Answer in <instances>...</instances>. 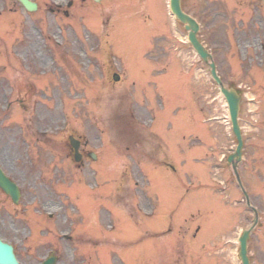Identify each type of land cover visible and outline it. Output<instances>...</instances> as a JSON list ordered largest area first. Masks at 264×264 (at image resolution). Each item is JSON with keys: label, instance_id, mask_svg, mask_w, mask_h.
<instances>
[{"label": "rangeland", "instance_id": "rangeland-1", "mask_svg": "<svg viewBox=\"0 0 264 264\" xmlns=\"http://www.w3.org/2000/svg\"><path fill=\"white\" fill-rule=\"evenodd\" d=\"M127 1L130 5L115 7L116 13L110 8V23L101 29L93 16L85 24L86 32L64 35L72 42L70 54L58 49L63 39L49 27L30 28L29 34L10 30V41L19 45L9 43L8 62L16 61L18 69L0 68V161L14 167L10 177L25 190L34 188L37 201L54 213L60 238L67 227L73 231L70 244L77 264H88L90 256V264H241L237 239L253 216L243 205V191L227 161L237 140L226 123L225 99L209 67L185 43L184 28L168 16L166 0H156L164 10V28L148 37L142 11ZM210 1L214 6L205 8L217 10L212 16L200 11L198 0H190L187 9L201 23V38L226 86L242 93L245 146L239 171L264 218V23L250 14L247 3ZM104 5L102 1L91 8L88 2V12L99 14ZM122 11L126 13L117 18ZM3 32L11 34L2 29L0 35ZM140 34L142 54L157 58L159 67L170 73L163 77L155 72L156 81L145 82L144 91V82L137 79ZM4 61L2 56L0 65ZM172 61L178 71L166 65ZM34 62L37 75L43 73L35 78ZM27 69L28 79L22 72ZM112 70L136 87L126 80L114 87ZM180 73L184 76H175ZM27 85L32 91L24 95ZM111 87L109 94L105 89ZM142 126L166 143L167 164L162 156L153 162L134 161L145 155L141 139L155 146L154 137ZM69 135L88 141L98 160L88 156L82 169L72 164L63 151ZM58 143L64 145L61 150ZM119 187L124 194L118 201L112 190ZM65 206L76 211L72 227L60 215ZM128 208L136 211L134 220L126 216ZM222 217L230 224L237 220L219 237L210 228ZM85 225L88 240L81 236ZM262 227L250 245L253 264L264 260L257 241L263 239Z\"/></svg>", "mask_w": 264, "mask_h": 264}, {"label": "flooded vegetation", "instance_id": "flooded-vegetation-1", "mask_svg": "<svg viewBox=\"0 0 264 264\" xmlns=\"http://www.w3.org/2000/svg\"><path fill=\"white\" fill-rule=\"evenodd\" d=\"M30 1L36 4V9L33 11H29L18 0H0V29L12 31L19 28L24 30L25 34H29L30 28L49 27L51 32L57 31L59 37L63 39V45L58 49L71 48L72 42L69 39L66 40L64 35L76 34L78 30L86 28L88 2L91 3L92 0ZM189 1L182 0L184 8H187ZM239 2L247 3L250 14L260 18L264 23L263 0H247L246 2L239 0ZM201 4L200 6L198 0V7L204 15L212 16L217 12L216 9L205 8L214 6L210 0H202ZM224 11L231 12L226 9ZM31 65H35L33 69L35 71L37 64L34 62ZM80 152L85 160L88 157L87 146L82 144ZM67 156L73 158V151ZM2 163L5 166V173L10 177L15 170L14 167L4 161ZM18 188L20 190L18 201H14L0 188V240L13 247L18 264H77V255L70 244L74 235H67L68 230L67 233H63L64 237L60 238L58 229L61 225L59 223L54 225V213L47 211L44 202L37 201L38 196L33 191L34 188L25 190L22 184H19ZM66 210H68L67 206L60 215L63 220H69V226L72 227L73 215L69 216V210L67 212ZM260 226L261 224L258 225L257 231L261 228ZM86 235L81 236L87 239L88 234ZM261 237L263 239L257 241L262 243L260 246L264 249V235ZM62 240L66 241V244H62Z\"/></svg>", "mask_w": 264, "mask_h": 264}, {"label": "water", "instance_id": "water-1", "mask_svg": "<svg viewBox=\"0 0 264 264\" xmlns=\"http://www.w3.org/2000/svg\"><path fill=\"white\" fill-rule=\"evenodd\" d=\"M171 10L173 14L184 24H186V29L189 31V41L194 46L196 52L204 59L206 63L211 67L212 76L219 85L221 93L224 95L227 103L229 105V113L231 117V121L233 123L234 132L238 138L239 144L237 148V152L235 155H232L229 158V161L233 164V167L236 169L238 162L241 160L242 148H243V140L242 134L238 123V115H239V104H240V96L234 89H227L219 76L217 75L216 66L213 62L209 61L211 55L204 48V46L198 41L197 34L200 30V26L198 22L191 18L190 16L184 14L181 10V0H171ZM236 160V161H235ZM1 184L12 194L15 193L14 188L8 184L3 177L0 175ZM12 189V191H11ZM250 230L245 231L244 235L240 238L241 243V251L240 258L243 264H250L248 256H247V241L249 238ZM0 264H17L16 260L13 257L12 247L9 245L3 244L0 241Z\"/></svg>", "mask_w": 264, "mask_h": 264}]
</instances>
